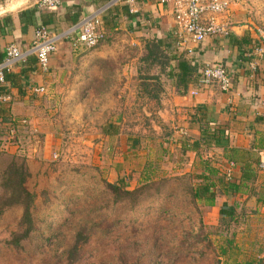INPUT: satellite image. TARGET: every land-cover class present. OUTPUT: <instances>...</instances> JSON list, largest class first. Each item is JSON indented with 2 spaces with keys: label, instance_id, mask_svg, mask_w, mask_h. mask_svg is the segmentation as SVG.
<instances>
[{
  "label": "rangeland",
  "instance_id": "rangeland-1",
  "mask_svg": "<svg viewBox=\"0 0 264 264\" xmlns=\"http://www.w3.org/2000/svg\"><path fill=\"white\" fill-rule=\"evenodd\" d=\"M234 7L264 35V0H240ZM115 34L90 52L112 58L108 66L121 72V85L136 88L146 49L130 35ZM42 99L32 94L33 108L17 102L18 109H5L10 118L0 115V203L8 196L5 172L14 160L30 168L27 188L36 198V229L20 248L7 241L22 209L0 216V264H69L81 233L74 264H249L264 258V205L229 197L220 184L214 206L198 198L195 190L206 185L199 178L203 160L189 157L182 138L162 136L151 99L73 95L38 108ZM110 123L119 134L106 138L102 127ZM151 136L161 140L152 143ZM201 152L218 171L210 177L226 182L213 152L209 157L205 145ZM122 179L129 190L140 189L131 201L117 202L105 187ZM230 205L239 219L231 225L221 215Z\"/></svg>",
  "mask_w": 264,
  "mask_h": 264
},
{
  "label": "crops",
  "instance_id": "crops-1",
  "mask_svg": "<svg viewBox=\"0 0 264 264\" xmlns=\"http://www.w3.org/2000/svg\"><path fill=\"white\" fill-rule=\"evenodd\" d=\"M38 1L0 0V20L6 19L4 34L0 36L1 51L4 52L10 44L27 50L40 27L47 28L52 35L63 34L79 26L88 16L101 11L100 28L106 35L125 33L134 37L133 44L144 48L150 42L173 41V47L179 49L180 55L186 54L198 70L197 74L207 64L224 65L232 77L229 92H222L214 85L199 89V94L192 96L198 88L197 84H191L187 94L181 96L174 87L175 81L163 77L159 98H151V104L157 106L158 111L154 115L163 126L162 136L182 138L189 146L199 144L198 150L185 151L189 157L193 156V161L205 162L201 156L204 145L207 152H213V160L221 163L223 170L225 168L228 182L241 177L247 162L251 165L258 176L257 181L249 184V188L242 193L231 194L229 191V197H243L247 203H257L264 198V55L255 52V47L264 44V37L255 33L250 21L238 7H234L236 5L219 18L229 23L227 37L179 46L172 4L161 5L149 0H135L133 4H113L114 0L107 4L99 0H63L59 8H40ZM58 48L51 58L48 72L38 67L35 57H29L8 74L2 92L9 96L10 102L2 109V117L6 113V117L10 118L9 111L5 109H18L17 102L32 107L29 102L32 94L43 98L36 104L38 108L42 105L49 108L50 105L58 106L63 96L80 95L85 99L97 95L103 99L108 95L135 93L132 86L121 85V72L116 74L112 72L114 67L108 66L112 58L92 52L75 56L66 40L60 42ZM252 66L257 67L255 71ZM110 80L113 82L111 85ZM39 87H43L45 92L36 95L30 91ZM46 98L47 104L43 103ZM177 128L180 131H176ZM203 129L209 132L205 134ZM153 134L160 135L158 132ZM49 137L53 135L46 136ZM158 139L161 140L151 136L152 143H159Z\"/></svg>",
  "mask_w": 264,
  "mask_h": 264
},
{
  "label": "trees",
  "instance_id": "trees-1",
  "mask_svg": "<svg viewBox=\"0 0 264 264\" xmlns=\"http://www.w3.org/2000/svg\"><path fill=\"white\" fill-rule=\"evenodd\" d=\"M102 4L110 3L113 0H99ZM33 12V11H32ZM23 14H21L22 16ZM4 21L6 19L0 20V36L4 34V30L6 28ZM101 26V25H100ZM100 31L105 36L106 32L100 28ZM67 41V40H66ZM102 41V42H103ZM178 41V40H177ZM72 53L75 56H82L90 52L92 49L80 48L74 49L72 47V43L68 41ZM101 42V43H102ZM173 41L170 43L164 41L150 42L146 46V54L143 56L138 65V85L135 89V94L137 99H151V98H159L161 87V79L163 77H168L171 82L175 81V88L179 95H186L191 84H197L198 78L200 75V71L197 74V69L192 65L190 59L187 58L185 53L179 54V49L173 47ZM179 47V46H178ZM6 58V52L0 50V64ZM37 63V61H36ZM8 76V75H7ZM3 88H0V92H2ZM6 105L2 107L5 108ZM2 109L0 110V115L2 114ZM2 111V112H1ZM6 115V113H4ZM119 127L110 123L104 125L102 127V135L111 137L118 135ZM205 134L209 131L208 129H203ZM194 145V146H193ZM189 146V144L185 145L186 151H196L198 150L199 144H193ZM29 167L25 163H19L16 160L12 161L8 168L6 169L5 176L7 177V184L5 186V193L8 196L0 203V216L5 214L6 210L13 207H20L22 209V217L19 221L18 230L13 233L11 239L7 241L9 246L20 248L21 244L27 241L32 234L35 232V221L33 217V209L36 202L35 195L30 192L27 188V181L30 177ZM217 169L212 168L207 162H203L202 164V172L200 179H206V185L203 187L197 188L195 190L196 196L200 199H205V201L212 207L216 201V193L215 190L218 184L222 185L226 191L231 192V194H239L244 192L249 188V184H254L258 176L255 171L251 169V165L247 162L241 171V177L238 180L226 182L221 180L214 181L210 175L217 174ZM150 174L148 175V177ZM147 177V178H148ZM155 177L151 174V180ZM105 187L112 192L117 198V202L120 201H131L134 199V196L137 191L129 190V183L125 182L124 179L119 181V183H105ZM230 194V193H229ZM264 205V198H261L257 201L256 204ZM227 209L221 210V215L223 216L222 222L227 223L229 225L233 223H237L239 221L238 215H236V208L232 205L227 206ZM83 234H79L75 245L68 256L69 264H74L77 261L78 255V246L80 247L81 240ZM261 254V251L258 255ZM249 264H264V258L259 259L256 262H252Z\"/></svg>",
  "mask_w": 264,
  "mask_h": 264
},
{
  "label": "built area",
  "instance_id": "built-area-1",
  "mask_svg": "<svg viewBox=\"0 0 264 264\" xmlns=\"http://www.w3.org/2000/svg\"><path fill=\"white\" fill-rule=\"evenodd\" d=\"M135 0H114L113 4L126 2L133 4ZM156 1L161 5L172 4L174 22L176 26L175 36L179 46L189 43L201 44L208 39L227 37L229 34V23L219 20L226 15L233 5L240 0H149ZM63 0H39L40 8H59ZM102 12L94 13L84 19L79 26L71 28L59 35H52L45 27H40L35 33V39L27 50H21L17 45L10 44L6 47V58L0 64V88L7 83V75L14 68L26 62L29 57H35L38 67L43 72H48L51 58L58 52L59 43L63 40L70 41L76 49H94L103 40L104 35L100 31ZM264 37V35H261ZM258 55H264V44L255 47ZM252 66V70H256ZM217 85L222 92H229L232 88V77L222 64H207L200 72L197 88L192 96L199 94V89H205ZM34 94L44 93L43 87L32 88ZM10 102L7 94L0 92V110L6 103ZM55 158H58L55 156ZM229 177H231L229 175Z\"/></svg>",
  "mask_w": 264,
  "mask_h": 264
}]
</instances>
